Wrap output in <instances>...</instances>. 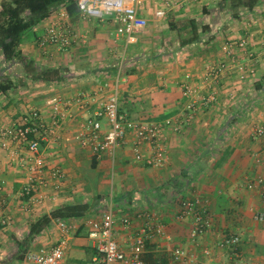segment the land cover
<instances>
[{"label":"crops","instance_id":"obj_1","mask_svg":"<svg viewBox=\"0 0 264 264\" xmlns=\"http://www.w3.org/2000/svg\"><path fill=\"white\" fill-rule=\"evenodd\" d=\"M219 2L144 0L142 15L148 25L136 43L118 34L117 25L109 18H86L79 10L71 13L65 5L35 28L37 35L31 32L27 36L23 52L41 66L60 68L63 78L33 81L22 64L11 67L9 72L18 84L0 93V128L21 122L33 110L52 124V101L59 96L70 102L73 117L56 127L61 137L42 145L48 167L65 173L58 181L60 189H49L58 194L57 199L27 205L26 198L20 196L26 171L11 162L13 149L0 147V264H30L29 252L51 249L62 234L58 220L35 235L24 259L18 257L27 248L20 243L30 234L32 222L79 200L92 203V209L84 217L65 220L72 225V233L63 264H103L87 221L101 219L109 210L117 219L116 238L129 255L141 224L137 214L157 212L165 234L148 242L144 252L148 264H190L176 254L179 248L194 256V264H238L236 251L220 246L230 234L240 236L238 252L244 261L264 264V222L256 218L264 212V183L259 182L264 179V136L255 134L264 126V89L257 88L264 79V5L236 18ZM161 9L166 11L163 17L157 15ZM196 22L201 37L189 42ZM53 23L73 37L67 50L40 47L39 40ZM242 37L250 42L247 49L237 51L236 59L245 63V70L231 62L227 74L214 85L218 89L215 103L201 107L197 119L185 123L181 131L166 126V166L137 160L134 135L118 148L115 161L82 146L78 137L81 122L95 118V112L114 92L119 75L123 112L141 121H178L185 110L183 83L187 75L197 78L208 63L230 62L225 45ZM251 54L254 58L248 57ZM250 68L256 72L250 73ZM82 92L92 94L94 100L84 105L79 100ZM103 122L108 128L106 118ZM149 153L151 148L146 146L143 156ZM194 197L201 199L213 224L209 232L195 239L192 220L176 219L178 211ZM6 216L13 219L12 224L5 223ZM126 216L133 218V227L123 225Z\"/></svg>","mask_w":264,"mask_h":264},{"label":"built area","instance_id":"obj_2","mask_svg":"<svg viewBox=\"0 0 264 264\" xmlns=\"http://www.w3.org/2000/svg\"><path fill=\"white\" fill-rule=\"evenodd\" d=\"M143 4L144 0L78 1L79 11L84 17H96L102 20L109 18L117 25L118 34L127 35L129 43H136L139 35L148 25V19L142 15ZM157 15L163 17L166 15V11L161 9ZM249 42L247 37L227 42L225 54L230 62L224 59L218 63H208L205 71L197 78L190 74L187 75L183 83V95L186 99L185 110L183 117L178 121L174 119H167L165 122L141 121L135 120L123 112L119 91L121 77L119 75L114 92L95 112V118H88L81 122L78 133L80 143L82 146L90 148L96 155L106 154L112 161H115L118 148L122 144L128 143L130 136L134 135L133 148L137 160H144L148 165L159 168L166 166L169 160L166 126L174 125L176 131H181L185 123L190 125L197 119L201 107L217 101L218 89L214 85L227 74L231 62L237 63L240 71L245 70V63L238 61L236 57L238 56L237 51L247 49ZM72 44L73 37L67 30L59 28L57 23L50 25L39 40L42 49L56 46L60 50H67ZM248 57L254 58L252 54ZM243 58L245 59V57ZM248 71L255 73L256 69L250 68ZM204 91L208 93L206 94ZM79 100H82L86 105L94 100V96L82 92ZM69 103L62 96L52 101V124L43 118L40 111L33 110L21 122L0 128V147L13 149L11 162L26 171V182L20 196L26 198L27 205L42 203L49 198L57 199L58 197L57 193H51L49 189L53 186L60 189L58 181L65 178V173L60 168L48 167L42 145L44 141L61 137L56 127H60L66 119L73 117V113L68 107ZM103 118L107 119L108 128H105ZM255 134L257 137L264 136V126L258 127ZM12 144L18 145L19 149ZM146 146L151 148V153L144 157L143 149ZM259 182L264 183V179H259ZM256 218L264 222V212L257 213ZM137 219L141 220V224L130 255L116 238L117 219L113 210L104 213L101 219L90 218L87 221L90 227L89 235L95 240L103 264H148L143 257L146 245L165 234V225L156 211L139 212ZM176 219L178 221L192 220L193 239L206 234L213 227L210 215L203 208L199 197L190 199L178 211ZM12 220L10 216H6L5 223L12 224ZM58 221L62 232L60 238L51 249L29 252L30 264H63L69 246L72 225L63 219ZM122 222L128 228L134 225V220L130 216L124 217ZM240 244V236L230 234L223 239L220 246L234 249L238 264H248L238 252ZM208 251L206 249V252ZM176 254L184 256L190 264H194L196 261L194 256H187L185 250L181 248L176 250Z\"/></svg>","mask_w":264,"mask_h":264},{"label":"trees","instance_id":"obj_3","mask_svg":"<svg viewBox=\"0 0 264 264\" xmlns=\"http://www.w3.org/2000/svg\"><path fill=\"white\" fill-rule=\"evenodd\" d=\"M79 0H2L0 3V93L17 86V78L9 72L16 64H22L26 75L33 81L52 82L61 80L60 68L41 66L34 59L26 55L21 46L27 36L45 19L53 15L55 9L65 5L71 13L79 10ZM220 7L227 10L233 17L240 18L244 11H254L258 6L264 5V0H220ZM200 25L196 22L191 29L192 37L187 39L195 42L200 39ZM207 27V25H205ZM206 27L204 28L206 30ZM182 34V32H180ZM31 76V77H30ZM27 77V78H28ZM258 89H264V79L257 84ZM92 209V203L79 200L69 202L45 214L31 224L30 234L20 243L23 248L19 259H24L35 235L48 228L54 220H70L86 216ZM149 243L146 245V249ZM144 259L148 261L143 254Z\"/></svg>","mask_w":264,"mask_h":264}]
</instances>
